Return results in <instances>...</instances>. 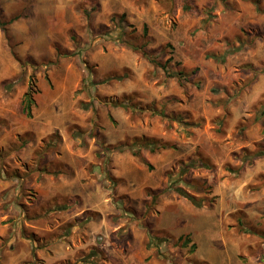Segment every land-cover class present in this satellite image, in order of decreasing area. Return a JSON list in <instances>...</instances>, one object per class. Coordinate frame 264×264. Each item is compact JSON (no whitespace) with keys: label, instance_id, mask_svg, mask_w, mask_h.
<instances>
[{"label":"rangeland","instance_id":"obj_1","mask_svg":"<svg viewBox=\"0 0 264 264\" xmlns=\"http://www.w3.org/2000/svg\"><path fill=\"white\" fill-rule=\"evenodd\" d=\"M263 110L264 0H0V264H264Z\"/></svg>","mask_w":264,"mask_h":264},{"label":"crops","instance_id":"obj_2","mask_svg":"<svg viewBox=\"0 0 264 264\" xmlns=\"http://www.w3.org/2000/svg\"><path fill=\"white\" fill-rule=\"evenodd\" d=\"M45 185H40V187H43ZM59 188L58 190H56V195H52L48 194V201L46 199L45 204H47V207L49 206H53V207H57L55 209V211L53 210H45V213H49L48 215L53 217L55 220L57 218H55L57 215L60 214V212H64L65 213V219L68 220L69 218H74V209L75 206H77V204L79 203V199L77 198L78 194L76 193H71L70 195V199H68V197H61L59 196V198H54L56 197L59 192ZM63 190V189H62ZM61 190V191H62ZM52 195V196H51ZM68 196V195H67ZM45 202V198L44 201ZM32 207V204H27L25 206L26 210H30ZM62 215H59V217ZM65 220V221H66ZM75 224L73 223V225L68 226L69 229L65 230L64 228L61 230V232L58 230L57 232L59 233V235L57 236V240H54L53 238H49L48 242L46 241V243L42 242L43 237L41 239V242L44 244H40L39 242H37L38 240L35 239L33 240V242H31L30 240H27V242L30 243V246L28 249H30L29 252V262L28 264H93V259L90 260L91 258H94L96 256V254L98 253L96 250H93L92 248H90L87 252L86 255H84L82 252V248H76L75 250H67L69 245V241H72V237H73V232L76 229H79V227L76 224V220H74ZM71 229V231H70ZM70 231V232H69ZM38 232L33 231L31 232V234L27 235L28 237H33L36 236ZM36 238V237H35ZM18 240L23 243L25 240H22L20 237L18 238ZM20 244V243H19ZM18 244V245H19ZM32 251L33 253L37 256V258H39L40 260L36 261L33 257H32ZM83 254V255H82ZM87 259V260H86ZM96 263V262H94Z\"/></svg>","mask_w":264,"mask_h":264},{"label":"trees","instance_id":"obj_3","mask_svg":"<svg viewBox=\"0 0 264 264\" xmlns=\"http://www.w3.org/2000/svg\"><path fill=\"white\" fill-rule=\"evenodd\" d=\"M146 32V28H144V33ZM133 47V46H132ZM141 48H144L141 47ZM141 48H135L134 49H139L142 50ZM144 50V49H143ZM144 56H148V53L144 50L142 51ZM148 58V57H147ZM150 62L154 65H158L159 67L161 66L160 62H156V60L154 61L152 58H149ZM177 76L182 75L181 72H178L176 74ZM175 75L173 74V77ZM172 77V75H171ZM37 90L36 87L33 83H29L28 88L23 96L21 105H22V111L24 112V114L26 115V117L30 118L32 116V108L35 105V101H34V95L36 94ZM262 113H264V110L262 111ZM134 147H136V151L133 149ZM167 145H163V144H156V142H154L153 140H148V139H139V140H134L131 144V146L129 147V150L131 151L132 155L138 157L140 159V151L145 149L148 150L150 152H154L157 149L160 148H167ZM198 166H196V164H187L184 169H182V172H187L188 170H191L193 168H196ZM42 172L47 171L46 169H41ZM51 173V172H46V174ZM55 173V172H53ZM176 193H178L179 195L185 197L186 199H188L192 204L200 206L199 203H197L196 199L190 195H188L182 188H176L175 189ZM178 241H182V246L187 247L190 244V239L188 236L185 237H180L178 238ZM195 245L191 244L190 249H194Z\"/></svg>","mask_w":264,"mask_h":264}]
</instances>
